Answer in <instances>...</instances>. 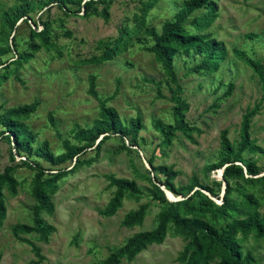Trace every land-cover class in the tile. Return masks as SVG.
<instances>
[{"label":"rangeland","instance_id":"obj_1","mask_svg":"<svg viewBox=\"0 0 264 264\" xmlns=\"http://www.w3.org/2000/svg\"><path fill=\"white\" fill-rule=\"evenodd\" d=\"M27 1L32 7L29 19L25 18L26 22L19 19L9 34H0V45L15 44L11 52L0 57V75L5 74V78L0 77V111L36 102L35 110L25 121L36 143L46 140L48 150L57 153L60 143L56 132L62 138H70L74 126L89 125L97 115V101L87 92V77L92 75L96 95L105 99L106 105L113 107L121 120L139 116L138 136L142 141L138 140L139 145L130 146V149H120L118 137L111 135L97 148H87L79 156V160L84 161L81 164L63 165L68 171L55 182V189L49 195L52 210L39 214L54 230L45 240L34 232L18 234L39 248L42 259H37L30 246L10 232L13 225H31L33 199L29 183L32 171L20 165L21 160L26 159L23 154H13L10 160L13 151L0 135V171L4 166H14L13 176L17 182L14 195L3 190L5 217L0 224V264L98 263L132 233L151 229L156 214L163 209V205L150 199L146 191L149 183L145 177L151 176L145 158L152 156L154 165H170L177 173L172 181L175 186L187 185L192 176L199 184L211 185L212 181L220 180L221 169H206L217 160L219 132L224 129L227 139L234 144L238 140L241 114L256 103L259 107L249 125L251 145L242 157L254 162L259 174L264 173L261 152L264 150V83L233 54V50L242 51L264 66V0H210L214 12L202 32L223 43L225 56L217 69L201 72L192 69L197 56L183 60L179 53L173 55L172 66L179 86L177 97L186 105L183 121L195 129L189 132V138L176 131L175 137L165 146L157 145L159 137L152 123H171L175 101L167 89L161 66L152 53L143 48L148 44L147 35L141 31L131 34L123 49L109 60L85 61L92 55L99 56L102 47L98 44L111 42L118 35L119 27L133 26V14L139 13V0H109L106 18L101 13L84 15L74 3L67 4L66 11H62L55 4L44 5V0ZM180 1H157L148 9L145 23L158 30ZM16 4V0H0V16ZM100 8L98 4L97 12ZM205 10L202 7L193 15L198 16ZM43 20L49 22L55 47L33 51L32 56L16 68L9 65L16 54L28 51V29L40 30ZM188 20L184 26L191 30ZM48 113L53 125L47 119ZM35 160L45 173L54 172L46 162ZM105 175L133 180L138 188V193L125 196L109 217L97 213L113 191ZM158 177L163 179L161 175ZM234 183L230 180L231 185ZM237 184L243 192L252 195L258 210L263 211L264 193L258 185L250 186L240 180ZM160 188L167 191L163 186ZM194 189L214 203L220 202L199 187H193L190 192ZM222 190L223 186L219 190L214 187L219 196ZM185 193L186 189L180 195L169 192L174 199L179 198L177 200L183 199ZM140 204H146L141 223L121 226L119 221L123 214ZM182 246V239L169 225L161 243L150 244L131 261L121 259L119 264H182L177 260ZM240 247L242 252L250 253L252 264H264V237L248 234L240 240Z\"/></svg>","mask_w":264,"mask_h":264},{"label":"trees","instance_id":"obj_2","mask_svg":"<svg viewBox=\"0 0 264 264\" xmlns=\"http://www.w3.org/2000/svg\"><path fill=\"white\" fill-rule=\"evenodd\" d=\"M17 4L4 11L0 16V34L10 33L15 23L21 19L26 22L29 19L31 5L27 0H16ZM109 0H44V5L55 4L62 11H66L67 4H76L77 10L81 9L84 15L90 13H101L106 18ZM159 0H139V13L133 14V26L119 27L118 35L111 42L99 43L102 47L99 56H90L85 59L87 62H102L112 58L114 54L121 51L131 34L141 31L148 37V44L143 48L152 53L154 59L164 71L167 89L175 104L171 109L172 122H153V127L158 133L157 145H168L175 132L189 138V132L195 128L190 127L183 121L182 113L186 105L177 97L179 86L176 82L175 72L172 66V57L175 53L183 56V60H190L197 56L192 69L201 72H211L217 69L219 63L224 59L225 50L221 41L213 38L209 33L202 32L210 23L214 12L213 2L210 0H181L169 19L160 23L159 29L145 23V15ZM100 4V11L97 12V5ZM205 7V11L198 16L193 13ZM188 20L191 30L185 28L184 23ZM40 30L28 29V41H26L27 52H20L9 61V65L17 67L26 62L40 48L55 47L51 41L49 22L41 21ZM69 35V32L65 31ZM15 44L0 45V57L11 52ZM242 62L257 76L261 83H264V66L246 57L242 51L233 50ZM6 66V65H5ZM5 78V74L0 75ZM94 77H87V92L96 99L98 112L89 125L83 127L74 126L70 130V138H59L60 150L51 153L48 150L46 140L36 143L32 130L25 119L35 110L36 102L20 104L8 107L0 111V135L4 137L11 146L10 160L14 155H24L26 159L21 160L20 165L32 171L29 183V194L33 199L31 206V225L16 224L10 227L13 237L30 246L31 251L42 259L39 248L28 239L19 237L18 234L34 232L38 237L45 240L54 228L44 223L40 212L50 213L52 203L49 195L55 189V182L68 170L63 166L65 163L72 164V167L84 161L79 156L85 153L87 148L106 140L111 135L117 136L120 141V149H130V146L139 145L138 136L141 128L139 116L136 115L127 120H121L115 109L106 105L105 99H100L94 91ZM258 103L252 108L245 109L241 114L238 130V140L231 144L223 129L219 132L217 160L207 165L206 169H221V177L218 181H212L211 185L199 184L194 176L185 186H175L173 179L176 171L170 165H154L152 156L146 157L145 162L149 167V176L145 180L149 183L147 193L150 199L163 205L156 214L155 225L144 231H138L128 236L122 245L114 248L96 264H119L121 259L131 261L133 257L150 244L162 242L167 227L171 225L175 233L182 239L183 246L177 256L182 264H252L253 258L249 252H242L240 240L252 234L255 237H264V210L259 211L256 200L250 193L239 189L237 181L243 184L258 185V189L264 193V173L259 174L254 162L245 160L242 153L251 145L249 138L250 118L258 110ZM47 119L53 125V118L50 113ZM99 138V139H98ZM128 141V143H127ZM264 154V150H261ZM41 159L49 166H52L53 173H45V170L37 163ZM14 166H4L0 171V224L5 217V204L3 190L9 194L16 193L17 182L13 176ZM259 174V175H258ZM158 175L163 177L159 180ZM108 185L113 188L111 196L105 206L97 213L103 217L112 216L120 207L125 196H135L138 188L133 180L116 178L112 175H105ZM234 180V185L230 180ZM163 186L167 191L180 195L183 189L186 193L181 200L168 201L165 198ZM223 186L221 195L214 192V187L219 190ZM193 187H199L210 196L218 198L219 203H214L207 195ZM190 192V193H189ZM189 193V194H188ZM146 204H140L136 209L123 214L119 224L123 227L139 225L143 219Z\"/></svg>","mask_w":264,"mask_h":264},{"label":"water","instance_id":"obj_3","mask_svg":"<svg viewBox=\"0 0 264 264\" xmlns=\"http://www.w3.org/2000/svg\"><path fill=\"white\" fill-rule=\"evenodd\" d=\"M219 176L221 177V170H220ZM164 194H165L166 198H170L171 200H177V199H179V198L174 199L173 197L170 196L169 192H167V191H164Z\"/></svg>","mask_w":264,"mask_h":264}]
</instances>
